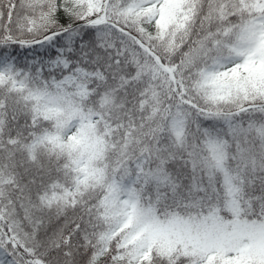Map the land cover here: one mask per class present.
<instances>
[{
    "label": "snow or ice",
    "instance_id": "6c2138e0",
    "mask_svg": "<svg viewBox=\"0 0 264 264\" xmlns=\"http://www.w3.org/2000/svg\"><path fill=\"white\" fill-rule=\"evenodd\" d=\"M0 264H264V0H0Z\"/></svg>",
    "mask_w": 264,
    "mask_h": 264
}]
</instances>
